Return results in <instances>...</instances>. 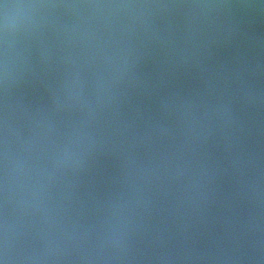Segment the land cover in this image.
<instances>
[{
    "label": "water",
    "instance_id": "obj_1",
    "mask_svg": "<svg viewBox=\"0 0 264 264\" xmlns=\"http://www.w3.org/2000/svg\"><path fill=\"white\" fill-rule=\"evenodd\" d=\"M0 264H264V0H0Z\"/></svg>",
    "mask_w": 264,
    "mask_h": 264
}]
</instances>
